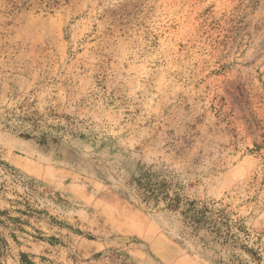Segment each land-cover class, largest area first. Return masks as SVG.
<instances>
[{
	"label": "rangeland",
	"instance_id": "374dc122",
	"mask_svg": "<svg viewBox=\"0 0 264 264\" xmlns=\"http://www.w3.org/2000/svg\"><path fill=\"white\" fill-rule=\"evenodd\" d=\"M148 180L264 256V0H0V264H217Z\"/></svg>",
	"mask_w": 264,
	"mask_h": 264
},
{
	"label": "trees",
	"instance_id": "16d2710c",
	"mask_svg": "<svg viewBox=\"0 0 264 264\" xmlns=\"http://www.w3.org/2000/svg\"><path fill=\"white\" fill-rule=\"evenodd\" d=\"M34 115L36 114L20 116V120L22 122L29 120L33 125L38 124L39 120ZM19 136L24 139H35L41 144L47 141L58 142V137L43 132L36 136L29 132H21ZM145 177H148L147 173L146 176L140 177L137 185L141 186ZM142 189L146 200H166L167 209L178 212L184 226L183 234L198 237L204 242V236L199 237V233L204 232L209 242L219 248L214 250V253L218 254L217 264H264L260 236L253 237L244 219L232 211L229 205L217 201L184 200L178 194L169 196L168 193H163L164 186L159 188L149 180L147 186ZM222 253L227 254L226 260L223 259Z\"/></svg>",
	"mask_w": 264,
	"mask_h": 264
}]
</instances>
